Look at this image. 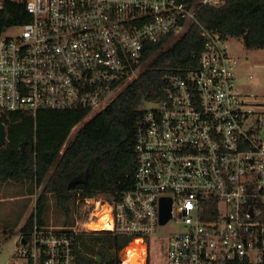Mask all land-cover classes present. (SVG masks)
I'll return each mask as SVG.
<instances>
[{
  "label": "built area",
  "instance_id": "1",
  "mask_svg": "<svg viewBox=\"0 0 264 264\" xmlns=\"http://www.w3.org/2000/svg\"><path fill=\"white\" fill-rule=\"evenodd\" d=\"M8 1L29 17L17 34H0L1 116H91L139 75L150 43L192 22L204 43L197 66L165 73L160 97L144 104L133 187L77 199L68 225L35 217L30 239L19 237L25 264H76V235L101 230L131 236L123 250L140 241L148 264L150 236L171 220L182 231L169 238L168 264H264V100L238 85L231 36L197 17L228 0ZM165 200L170 218L161 223Z\"/></svg>",
  "mask_w": 264,
  "mask_h": 264
},
{
  "label": "trees",
  "instance_id": "2",
  "mask_svg": "<svg viewBox=\"0 0 264 264\" xmlns=\"http://www.w3.org/2000/svg\"><path fill=\"white\" fill-rule=\"evenodd\" d=\"M28 17L23 4L4 1L0 7V34L26 22ZM197 17L203 26L223 36L241 37L248 49L264 47V0H228L220 7L202 6ZM173 36L170 33L150 43L139 75L107 107L89 118L85 109L2 114L7 140L0 147V178L19 181L25 177L33 180L30 189L34 184L35 188L41 187L36 211L21 227L26 240L30 239L35 217L40 224L49 223L45 214L50 194L65 214L64 225H68L75 220L72 212L77 199L100 192L118 198L133 187L136 128L144 104L160 97L165 73L197 66L203 48L201 27L195 22L165 46ZM260 209L264 220L263 201ZM131 239L108 230L80 232L75 238L76 264H121V252Z\"/></svg>",
  "mask_w": 264,
  "mask_h": 264
},
{
  "label": "rangeland",
  "instance_id": "3",
  "mask_svg": "<svg viewBox=\"0 0 264 264\" xmlns=\"http://www.w3.org/2000/svg\"><path fill=\"white\" fill-rule=\"evenodd\" d=\"M19 31V28L13 25L7 28L4 33L6 35H15ZM175 38L165 46H168ZM229 43L231 51L239 60L236 68L238 85L255 94L259 100H264V47L248 49L245 47L243 39L238 36L230 37ZM145 64L141 69L145 67ZM250 75L252 78L249 77ZM80 126L81 124L73 129L70 138L73 137ZM27 189L30 190L29 184L0 178V192L5 196L21 195L26 193ZM34 190L36 193L32 197L33 202L29 206V213L36 210V201L41 192V187H37ZM48 200L49 208L45 214V220L53 224H65L63 222L65 214L57 208L54 196L50 194ZM27 201L28 199H19L0 202V264H25L26 262V259L20 253L19 235L22 225L20 219ZM180 231H182V226L174 220L158 226L156 234H152L149 238L148 264H168L169 238L172 234ZM5 234H7L6 237H4ZM121 256L125 257V250L121 252Z\"/></svg>",
  "mask_w": 264,
  "mask_h": 264
},
{
  "label": "crops",
  "instance_id": "4",
  "mask_svg": "<svg viewBox=\"0 0 264 264\" xmlns=\"http://www.w3.org/2000/svg\"><path fill=\"white\" fill-rule=\"evenodd\" d=\"M12 181H14L13 179H10ZM17 183H25V184H33V180H27V178L25 177H21L19 181H17ZM35 185V184H34ZM33 185V188H31L30 190L27 189L28 191L24 194H17V195H3L1 192H0V202H3V201H12V200H19V199H28L26 205H25V209L21 215V221L22 222V225L21 227L24 225V223L26 222L28 216L30 215V213L28 212V209H29V206L32 205V202H33V199L32 197L34 196V194L36 193L35 190L33 191V189H36ZM31 197V199H29ZM21 236V232H20V235L19 237Z\"/></svg>",
  "mask_w": 264,
  "mask_h": 264
},
{
  "label": "bare ground",
  "instance_id": "5",
  "mask_svg": "<svg viewBox=\"0 0 264 264\" xmlns=\"http://www.w3.org/2000/svg\"><path fill=\"white\" fill-rule=\"evenodd\" d=\"M263 211V210H262ZM143 252H145L144 244H142L140 241H134L133 244L129 245L125 249V264H142L140 259H143Z\"/></svg>",
  "mask_w": 264,
  "mask_h": 264
},
{
  "label": "water",
  "instance_id": "6",
  "mask_svg": "<svg viewBox=\"0 0 264 264\" xmlns=\"http://www.w3.org/2000/svg\"><path fill=\"white\" fill-rule=\"evenodd\" d=\"M7 140V129L3 122L2 116L0 115V147L6 143ZM170 201H164V208L162 213L161 223H165L170 218V213L168 212ZM26 239L22 238V243H25Z\"/></svg>",
  "mask_w": 264,
  "mask_h": 264
}]
</instances>
